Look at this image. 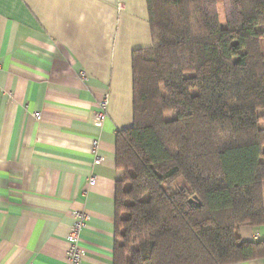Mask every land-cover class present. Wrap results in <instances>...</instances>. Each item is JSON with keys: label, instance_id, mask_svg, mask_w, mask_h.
I'll list each match as a JSON object with an SVG mask.
<instances>
[{"label": "trees", "instance_id": "16d2710c", "mask_svg": "<svg viewBox=\"0 0 264 264\" xmlns=\"http://www.w3.org/2000/svg\"><path fill=\"white\" fill-rule=\"evenodd\" d=\"M146 3L152 45L132 54L133 122L115 135L113 264L262 258L239 228H264V0Z\"/></svg>", "mask_w": 264, "mask_h": 264}, {"label": "crops", "instance_id": "0c3cea01", "mask_svg": "<svg viewBox=\"0 0 264 264\" xmlns=\"http://www.w3.org/2000/svg\"><path fill=\"white\" fill-rule=\"evenodd\" d=\"M151 45L146 0H0V264H69L77 212L78 264H113L115 135L133 122L132 54Z\"/></svg>", "mask_w": 264, "mask_h": 264}, {"label": "built area", "instance_id": "2783aa9c", "mask_svg": "<svg viewBox=\"0 0 264 264\" xmlns=\"http://www.w3.org/2000/svg\"><path fill=\"white\" fill-rule=\"evenodd\" d=\"M107 105H108V95H105L103 97V99L101 100V102L99 103V107L102 110H105ZM33 116L37 120L40 119L39 113H34ZM103 118H104V115L102 113L101 114L99 113L97 118H96V121H95V125L97 127L101 126V122H102ZM100 161H101L100 158L96 159L97 163H100ZM88 184L90 186L94 185L95 179L93 177L90 178ZM84 220H85V216L83 213H80V212L74 213V222H73V225L71 228V234L69 237L70 244H69V247L66 251V258H67V261L69 262V264H78L80 259H81V256L83 255V251L78 246L76 238H77L78 232L84 226ZM257 237H258V235H257Z\"/></svg>", "mask_w": 264, "mask_h": 264}, {"label": "rangeland", "instance_id": "374dc122", "mask_svg": "<svg viewBox=\"0 0 264 264\" xmlns=\"http://www.w3.org/2000/svg\"><path fill=\"white\" fill-rule=\"evenodd\" d=\"M217 9H218V15H219L221 23H224V10L222 8V4L221 3L218 4ZM169 116H167V118ZM237 233H238V231H237Z\"/></svg>", "mask_w": 264, "mask_h": 264}]
</instances>
